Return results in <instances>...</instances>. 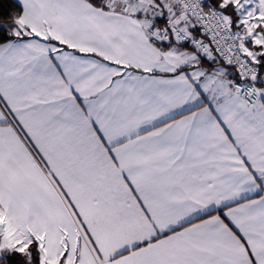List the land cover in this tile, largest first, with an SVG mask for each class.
<instances>
[{
  "label": "snow or ice",
  "instance_id": "snow-or-ice-1",
  "mask_svg": "<svg viewBox=\"0 0 264 264\" xmlns=\"http://www.w3.org/2000/svg\"><path fill=\"white\" fill-rule=\"evenodd\" d=\"M0 264H264V0H0Z\"/></svg>",
  "mask_w": 264,
  "mask_h": 264
}]
</instances>
